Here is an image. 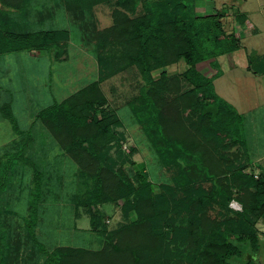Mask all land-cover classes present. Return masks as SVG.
<instances>
[{
  "label": "trees",
  "instance_id": "1",
  "mask_svg": "<svg viewBox=\"0 0 264 264\" xmlns=\"http://www.w3.org/2000/svg\"><path fill=\"white\" fill-rule=\"evenodd\" d=\"M103 1L106 0H64V5L68 10L81 11ZM139 1L114 3L133 12ZM8 5L16 9L13 3L0 0V55L45 49L58 58L65 53L67 30H13L1 16L8 12ZM141 6L143 13L134 17L126 11H115L112 24L98 31L94 55L98 78L36 115L67 156L94 179L85 201L89 209L121 200L123 210L131 211L134 220L104 237V246L98 250L57 246L41 264H261L262 240L249 218L261 219L264 224V175L260 173L256 178L242 164L228 168L239 163V148L243 146L239 137L241 116L214 91L212 83L221 74L216 58L240 47L238 34L224 29L223 12H196L194 0H141ZM234 18L238 23L245 21L240 13ZM252 58L247 57L246 68L264 74V55ZM178 61L184 65L180 76L189 87L178 92L179 78L173 76L169 81L177 92L174 101L181 106L180 115L188 122L180 128L178 123L176 132L182 130L178 140L181 139L174 142L177 134L170 132L176 129V121L163 107L166 103L161 89L168 86L164 68ZM132 65L143 81L140 101L134 110H145L158 139L165 144L157 151L159 163H188L192 171L195 167L199 176L210 181L207 190L192 188L194 180L179 168L181 181L177 186L191 188L174 203L184 212L177 221L167 216L166 207H155L156 199L169 186L162 184L163 192H154L155 185L145 178L142 167L135 170L136 184L121 170L108 181L96 169L100 147L116 139L113 127L120 124L116 114L106 115L100 110L105 97L97 84ZM200 66L207 67L208 72H201ZM157 69L161 70L154 79L151 71ZM231 198L240 204V211L227 207ZM212 203L229 214L219 221L207 217L206 210ZM157 217H163L159 225L155 223ZM89 224L91 231L97 229L96 211H91ZM32 225L27 229L30 238ZM5 240L3 233L1 246L6 244Z\"/></svg>",
  "mask_w": 264,
  "mask_h": 264
},
{
  "label": "rangeland",
  "instance_id": "2",
  "mask_svg": "<svg viewBox=\"0 0 264 264\" xmlns=\"http://www.w3.org/2000/svg\"><path fill=\"white\" fill-rule=\"evenodd\" d=\"M7 1L16 5V9L8 5V12L1 16L8 20L13 30L68 31L65 53L58 58L45 49L17 50L0 55V264H41L46 254L57 246L98 250L104 246V237L134 220L131 211L123 210L121 200L100 203L95 209H89L85 201L95 184L94 179L67 156L36 115L98 78L94 56L96 35L112 24V13L126 11L129 17H134L142 14L143 9L141 0L133 12L116 6L114 0L99 2L81 11L68 10L64 0ZM205 1L210 6L205 13L214 10L224 15L230 13L228 20L221 18L226 31L231 28L232 23L228 22L237 12L249 13L259 27L255 33L251 28L239 30L242 32L240 47L216 58L222 74L212 81L214 91L241 116L239 137L243 146L239 148V163L228 168L242 164L257 178L260 173L264 175V78L244 68V55L246 50L264 53V0ZM233 21L239 24L235 18ZM199 68L203 73L208 72L207 67ZM164 69L168 86L161 89L166 103L163 107L176 121V129L170 134L176 133L174 142H178L182 131L176 132L178 123L180 128L188 121L180 115L181 106L174 101L177 92L173 91L169 79L179 78L178 92L189 85L180 76L184 69L181 61ZM160 70L151 71L154 79ZM142 85L133 65L98 82V89L105 97L104 103L99 105L100 110L106 115L116 114L120 124L113 127L116 139L100 147L96 169L101 175L104 173L108 181L121 170L136 184L135 170L142 167L145 178L155 185L154 192L162 193V184L169 186V190L156 199L155 207H166L169 209L167 216L177 221L184 212L174 203L191 187L207 190L210 181L199 176L195 167L192 171L188 163L182 162L181 166L159 163L157 151L165 144L158 139L145 110H134L140 101ZM168 157L170 159L171 155ZM179 168L194 180L191 187L177 186L181 181ZM231 200L237 201L231 198L227 202L229 209ZM91 211L97 213L95 231L90 230ZM206 214L219 221L229 213L212 203ZM162 219L157 217L155 223L159 225ZM249 219L253 220L262 240L260 259L264 264V224L261 219ZM31 224L32 238L27 233ZM3 233L6 244L1 246Z\"/></svg>",
  "mask_w": 264,
  "mask_h": 264
},
{
  "label": "crops",
  "instance_id": "3",
  "mask_svg": "<svg viewBox=\"0 0 264 264\" xmlns=\"http://www.w3.org/2000/svg\"><path fill=\"white\" fill-rule=\"evenodd\" d=\"M208 9H210V6H209V4L205 1V0H194V10L196 11V12H198V13H200V14H204L205 13V11L207 12V11H209ZM211 12V11H210ZM235 13V12H234ZM237 13H240V14H242L243 15V17L245 18V21H244V23H239V24H237L236 25V23L233 21V18H234V16H232V19H231V21H229L228 22V24L231 22L232 23V26H231V28L229 29V30H227V31H234V32H236L237 34H238V37H239V42H241L240 41V35H242L241 33L242 32H239V30H241V31H246L248 28H251L252 29V31L255 33V32H258L259 31V27H258V25H257V22L256 21H254L251 17H250V15H249V13H242V12H237ZM237 13H235V14H237ZM228 14H230L229 12L228 13H225V15L222 17V19L223 20H228L231 16L230 15H228ZM232 15H233V13H232ZM238 23V22H237ZM246 24V25H245ZM246 26H247V28H246ZM250 29V30H251ZM264 55V53L263 52H257V51H253V50H250V51H245V55H244V57H245V67L244 68H246V60H247V57H249V56H251V57H253L252 59H260L262 56ZM246 70H247V68H246ZM249 71V70H248ZM251 72V71H250ZM252 74H256V73H253V72H251ZM222 74V73H221ZM220 74V75H221ZM258 74V73H257ZM259 75V74H258ZM260 76H264L263 74H261ZM260 76H258V78H264V77H260ZM219 77V76H218ZM215 79V78H214ZM264 250V249H263ZM264 253V252H263Z\"/></svg>",
  "mask_w": 264,
  "mask_h": 264
},
{
  "label": "built area",
  "instance_id": "4",
  "mask_svg": "<svg viewBox=\"0 0 264 264\" xmlns=\"http://www.w3.org/2000/svg\"><path fill=\"white\" fill-rule=\"evenodd\" d=\"M229 206L234 211H240L241 210V206L239 203H237V201L231 200L229 202Z\"/></svg>",
  "mask_w": 264,
  "mask_h": 264
}]
</instances>
